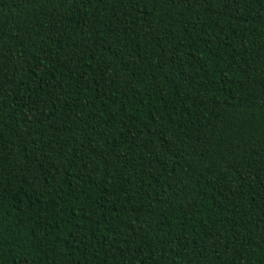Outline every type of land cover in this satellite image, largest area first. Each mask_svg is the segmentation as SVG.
Returning <instances> with one entry per match:
<instances>
[{
    "label": "trees",
    "instance_id": "1",
    "mask_svg": "<svg viewBox=\"0 0 264 264\" xmlns=\"http://www.w3.org/2000/svg\"><path fill=\"white\" fill-rule=\"evenodd\" d=\"M0 264H264V0H0Z\"/></svg>",
    "mask_w": 264,
    "mask_h": 264
}]
</instances>
